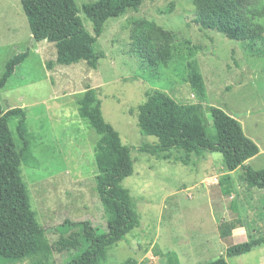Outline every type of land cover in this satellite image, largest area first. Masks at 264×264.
Segmentation results:
<instances>
[{"label": "rangeland", "instance_id": "obj_1", "mask_svg": "<svg viewBox=\"0 0 264 264\" xmlns=\"http://www.w3.org/2000/svg\"><path fill=\"white\" fill-rule=\"evenodd\" d=\"M74 1L77 9L67 16L78 18L92 32L82 7L96 0ZM194 8V0H145L138 11L110 19L96 47L105 57L93 70L83 62L58 65L54 43L34 40L24 1L0 0V80L11 58L30 52L0 87V110H26L32 159L23 163L22 174L51 245L60 239L57 229L66 220L90 221L100 233L107 232L109 216L96 191L98 136L80 117L77 105L88 88L102 101L105 121L131 149L133 174L122 185L141 219L138 229L108 251L104 264H206L225 256L230 246L264 235V190H249L242 168L227 173L220 153L186 166L139 152L157 139L140 134L137 109L147 93L160 91L179 104L199 107L210 138L216 137L211 107L236 119L261 151L246 165L264 170L263 46L248 48L220 33L202 31L192 22ZM139 20L176 34V53L169 63L152 67L131 51L132 27ZM191 61L204 78L205 101L188 82ZM17 122L11 120L10 128L19 146ZM239 222L243 229L220 234L222 225ZM76 236L73 230L65 238ZM76 253L56 251L52 261L63 264ZM225 258L228 264H264V246Z\"/></svg>", "mask_w": 264, "mask_h": 264}, {"label": "trees", "instance_id": "obj_2", "mask_svg": "<svg viewBox=\"0 0 264 264\" xmlns=\"http://www.w3.org/2000/svg\"><path fill=\"white\" fill-rule=\"evenodd\" d=\"M23 1L34 40L54 43L58 65L83 62L89 69L97 70L105 57L96 47L106 23L130 10L138 11L145 0H96L83 5L82 11L92 25V32L86 30L78 18L67 16L68 11L77 9L74 0ZM194 7L192 22L202 31L220 33L248 48L259 43L264 55V0H194ZM176 37L155 22L139 20L132 27L131 51L152 67L167 64L175 56ZM29 53H20L7 62L0 80L1 88ZM188 82L195 96L205 101V81L195 61L188 63ZM77 105L80 117L98 136L94 148L98 172L96 191L109 216L107 232L100 233L90 221L66 220L57 229L60 239L54 245L48 242V230L37 221L22 174L23 163L32 159L26 110H0V264L26 259L29 264H57L52 261L54 252L67 250L77 253L63 264H104L108 251L141 226L130 192L122 185L133 174L131 149L105 121L102 101L95 90L88 88L78 98ZM137 110L140 134L157 139V144L142 145L140 153L164 160L173 158L186 166L197 165L207 154L220 153L227 173L242 168L247 188L264 190V170L257 171L246 165L259 154L257 144L244 134L242 125L222 109L211 107L209 110L215 138L209 137L199 107L179 104L160 91L147 93V100ZM11 120L18 121L19 146L10 128ZM239 227H244L241 222L224 224L219 229L220 234L224 237ZM73 230L77 231V236L65 238ZM262 246L264 235L230 246L225 256L206 264H228L225 257L242 256Z\"/></svg>", "mask_w": 264, "mask_h": 264}, {"label": "crops", "instance_id": "obj_3", "mask_svg": "<svg viewBox=\"0 0 264 264\" xmlns=\"http://www.w3.org/2000/svg\"><path fill=\"white\" fill-rule=\"evenodd\" d=\"M260 154H261V151L259 152V154H258L257 156H259ZM257 156H256V157H257ZM254 158H255V157H254ZM232 173H233V172H232ZM240 229H243V227H239V228H237V229H234L233 231H237V230H240ZM233 231H232V232H233ZM246 242H247V241H246Z\"/></svg>", "mask_w": 264, "mask_h": 264}]
</instances>
